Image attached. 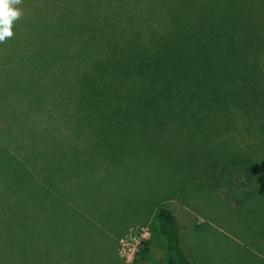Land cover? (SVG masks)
Returning a JSON list of instances; mask_svg holds the SVG:
<instances>
[{"label":"rangeland","instance_id":"obj_1","mask_svg":"<svg viewBox=\"0 0 264 264\" xmlns=\"http://www.w3.org/2000/svg\"><path fill=\"white\" fill-rule=\"evenodd\" d=\"M256 1L258 9L252 7V14L245 3L233 11L241 12L246 22L254 17L264 20V0ZM21 4L16 6L22 15L13 22V36L0 42V53L13 73L33 72L31 63H22L27 51L21 48L23 37L30 38L34 28L27 25L31 21L40 23L41 31L51 32L50 38L62 32L67 38L78 28L77 22H96L95 31H100L117 12L127 17L135 35H161L165 29L171 35L207 34L203 22L190 15L187 0H23ZM94 53L89 56L96 59ZM85 62L92 64L89 57L76 62L81 76L91 75ZM6 79L0 72L1 139L19 153L27 152L25 158L45 185L62 187L66 208L72 209L64 219L51 216L55 202L48 200V194L36 198L34 180L0 148V224L23 225L34 213L49 215L51 222L38 240L39 258L32 263L30 256L29 264L44 259L45 264H167L157 229L160 207L174 214L182 231V248L193 264H264V176H258L264 175V114L233 113L219 131L216 126L177 128L170 123L161 130L135 125L121 136L90 121V114L84 122L91 125V133L78 127L72 130L76 117L69 114L61 119L66 126L51 130L40 123L54 122L57 111L49 112L44 104L37 116L26 109L20 112L19 91L2 89ZM74 91L63 85L64 95L59 96L65 100ZM8 117L15 122L18 138L10 129L1 132ZM4 144L0 141V147ZM229 153L250 161L244 159L248 163L224 171V156ZM248 173L254 175L252 182ZM7 215L17 222L7 220Z\"/></svg>","mask_w":264,"mask_h":264},{"label":"trees","instance_id":"obj_2","mask_svg":"<svg viewBox=\"0 0 264 264\" xmlns=\"http://www.w3.org/2000/svg\"><path fill=\"white\" fill-rule=\"evenodd\" d=\"M254 1L187 0L191 13L188 14L206 26L203 30L207 34L195 36L171 35L168 29L161 35H135L130 32V21L119 12L107 19L106 26L99 27L100 31H95L98 29L96 22H77V31L67 38L64 32L50 38L51 32L41 31L40 23L28 22L27 25L34 28L31 39L23 37L21 42L22 50L27 51L22 63H31L33 72L27 74L18 69L13 73L9 61L0 53V72L7 77L2 89L19 91L20 112L26 109L28 114L37 116L44 104L49 112L57 111L59 118L54 122L45 119L40 123L48 125L44 129L66 126L61 119L63 115L69 118L70 114L76 117L70 127L72 130L78 127V130L91 133V125L84 122L85 116L90 114V121L98 123L100 128L116 130L118 136L125 135L126 129L135 125L161 130L170 123L177 128L216 126L219 131L225 128V119L233 113L264 114V20L254 17L253 21L246 22L241 12L233 11L245 3L252 14V7L258 9L255 5L258 1ZM75 38L79 42H74ZM58 41L59 45H53ZM90 47L94 50H88ZM94 52L96 59L89 56ZM85 57L92 62L84 64L91 75L81 76L76 73L75 67L79 66L76 62L81 64ZM72 59L75 63L68 64ZM55 84L61 86L57 88ZM63 85L75 89L65 100L59 96L64 95ZM141 112L149 116L141 117L138 115ZM128 113H136V116H120ZM12 119H3L6 125L1 132L10 129L18 138ZM0 141L6 146L0 147L2 152L6 151L7 156L17 161L19 168L34 180L36 198L48 194V200L55 202L50 215L64 219L72 209L67 207V211L62 187L46 186L31 160L25 158L27 152L19 153L1 137ZM224 157L227 158L223 170L233 171L240 163H248L244 159L250 161L239 153ZM66 169L64 166V171ZM247 177L251 182L254 179L253 173H248ZM39 215L34 213L23 225L15 216H6L7 220L18 224H0V264H29L31 257L32 263L39 258L38 240L51 225L49 215L47 219ZM156 219L158 233L165 243L167 264H193L182 248V231L174 214L160 207ZM40 263L45 264L46 259Z\"/></svg>","mask_w":264,"mask_h":264},{"label":"clouds","instance_id":"obj_3","mask_svg":"<svg viewBox=\"0 0 264 264\" xmlns=\"http://www.w3.org/2000/svg\"><path fill=\"white\" fill-rule=\"evenodd\" d=\"M21 2L22 0H0V42L13 36V22L22 15L21 10L16 7Z\"/></svg>","mask_w":264,"mask_h":264}]
</instances>
